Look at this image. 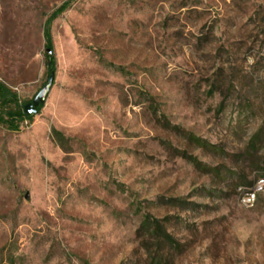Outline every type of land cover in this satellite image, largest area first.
<instances>
[{
    "label": "rangeland",
    "instance_id": "1",
    "mask_svg": "<svg viewBox=\"0 0 264 264\" xmlns=\"http://www.w3.org/2000/svg\"><path fill=\"white\" fill-rule=\"evenodd\" d=\"M49 56L0 125V264H264V0H0L19 110Z\"/></svg>",
    "mask_w": 264,
    "mask_h": 264
},
{
    "label": "trees",
    "instance_id": "2",
    "mask_svg": "<svg viewBox=\"0 0 264 264\" xmlns=\"http://www.w3.org/2000/svg\"><path fill=\"white\" fill-rule=\"evenodd\" d=\"M46 37L49 40V33H46ZM49 60L48 66L52 70L51 72H53L55 65L54 58L49 56ZM18 104L17 95L4 84L0 83V125H6L8 128L16 131L19 128L20 122L32 118L33 115H27L24 111L19 110ZM41 108L42 106L38 108L37 112ZM55 135H58V133L55 132ZM142 228H146L148 232H152L159 240H164L171 245L175 242L173 237L165 231L163 221L161 220L146 216Z\"/></svg>",
    "mask_w": 264,
    "mask_h": 264
},
{
    "label": "water",
    "instance_id": "3",
    "mask_svg": "<svg viewBox=\"0 0 264 264\" xmlns=\"http://www.w3.org/2000/svg\"><path fill=\"white\" fill-rule=\"evenodd\" d=\"M54 72H51L48 83L39 91L34 100L31 103L26 104L23 107L24 113L27 115H34L37 113L38 108L43 105L47 96L50 94L54 83Z\"/></svg>",
    "mask_w": 264,
    "mask_h": 264
},
{
    "label": "bare ground",
    "instance_id": "4",
    "mask_svg": "<svg viewBox=\"0 0 264 264\" xmlns=\"http://www.w3.org/2000/svg\"><path fill=\"white\" fill-rule=\"evenodd\" d=\"M263 180H264V178L258 179L251 190L246 191L242 194L241 203H245L246 200H251L252 197H254V194H256V197L254 199H252L251 201H248L245 204H242L243 206H245L247 208H251L255 205L259 194L264 192V187L261 188Z\"/></svg>",
    "mask_w": 264,
    "mask_h": 264
},
{
    "label": "built area",
    "instance_id": "5",
    "mask_svg": "<svg viewBox=\"0 0 264 264\" xmlns=\"http://www.w3.org/2000/svg\"><path fill=\"white\" fill-rule=\"evenodd\" d=\"M263 187H264V180H263L262 185H261V188H263ZM255 197H256V194H254V197H252V199H254ZM251 200H246L245 203H247L248 201H251ZM245 203H242V204H245Z\"/></svg>",
    "mask_w": 264,
    "mask_h": 264
}]
</instances>
